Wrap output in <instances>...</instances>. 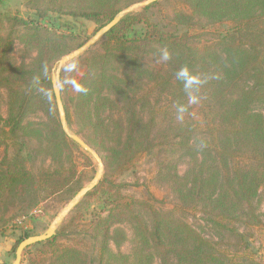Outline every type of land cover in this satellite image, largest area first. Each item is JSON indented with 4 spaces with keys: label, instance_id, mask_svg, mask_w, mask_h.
Here are the masks:
<instances>
[{
    "label": "trees",
    "instance_id": "16d2710c",
    "mask_svg": "<svg viewBox=\"0 0 264 264\" xmlns=\"http://www.w3.org/2000/svg\"><path fill=\"white\" fill-rule=\"evenodd\" d=\"M32 1L36 16L7 15L10 32L0 35V86L8 92L7 115L0 116L6 126L0 191L68 195L80 186L73 162L78 146L61 128L51 68L85 39L56 29L47 13L99 28L140 0ZM15 39L24 47L20 61L9 55ZM163 49L170 60H160ZM29 50L36 55L27 63ZM72 63L83 68L77 83L88 92L62 95L67 123L113 173L163 153L177 161L188 157L189 168L184 177L173 176L167 205L151 191L137 197L123 192L124 183L100 181L84 196L96 198L99 209L82 226L94 251L62 242L60 227L25 249L39 251L28 264H259L225 246L230 238L249 248L237 224L264 227L255 206L264 192V0H158L124 16ZM181 68L203 83L186 90L176 78ZM63 70L60 82L72 78ZM190 98L198 103L193 121L183 115ZM40 154L51 165L33 171ZM199 213L211 236L189 221ZM129 230L130 254L113 253L110 243L118 250Z\"/></svg>",
    "mask_w": 264,
    "mask_h": 264
},
{
    "label": "rangeland",
    "instance_id": "374dc122",
    "mask_svg": "<svg viewBox=\"0 0 264 264\" xmlns=\"http://www.w3.org/2000/svg\"><path fill=\"white\" fill-rule=\"evenodd\" d=\"M32 2V0H0V35H5L7 32H10L7 15L24 19L30 18L29 16H32V18L36 16V14H34V10L32 9ZM151 12H156V10L152 9ZM47 16L50 20L55 21L57 26L56 29L59 31L70 29L71 32L78 35L81 39H85V41L98 28L93 21L80 18L78 19V22H76L66 14L48 12ZM80 26H82V29H80ZM23 49L24 47L22 44L15 39L12 45V50L9 52L10 57L16 61H20ZM35 55L36 52L33 50H29L27 53L24 52V56H27V63L31 62ZM72 61L65 64L61 68L60 74L62 73V69L71 64ZM64 74L68 73L63 70V75ZM82 74L83 68L77 65L76 70L71 72V79L78 82ZM74 93V89L69 84L61 91V97L63 95L65 98L66 96H71ZM7 103V89L0 86V116L2 118H5L7 115ZM189 106V111L184 112L183 115L191 118L193 121L196 119L198 103H195L193 99L190 98ZM69 127L76 133L74 125ZM2 129H6V126L2 121H0V131ZM32 148L34 151L37 150V145L32 144ZM4 149V145H0V160L3 156ZM6 153L11 154L10 147L6 148ZM172 154L174 153H167L166 155L163 153L158 156H145L133 169L124 171L121 174L113 173L111 165H107L102 160L104 168L100 181L105 184L110 181L124 183L126 184V187L122 189L123 192L137 197L145 196L147 193L146 191H151L158 198L164 199L165 204L167 205L173 197V176L176 175L178 177H184L189 168L188 157L181 158L177 161L178 159H173L171 157ZM73 162L76 169L77 181H80V186L78 188H80L89 182L93 177L96 171V162L91 155L84 152L79 146L73 151ZM41 165L44 167L50 166V158H44L42 154L37 155L35 162L32 163L30 168L33 171H37ZM78 188L73 193L68 195L65 193H59L52 196H45L44 193L36 191V189L21 190L17 193L16 188L9 192L6 190L0 191V264H10L13 261L16 247L23 239V234L29 233L30 235H36L43 233L56 213L68 200L72 198ZM260 193L261 194H259L256 198L255 206L257 208V213L264 222V192ZM96 202V198L94 197H83L70 211V213L56 229L57 231L60 227L63 228L64 237L62 238V242L77 245L83 244V246L88 250L94 251L92 247V240L88 237H83L82 226L88 224L89 221L93 219L94 215H96L99 211V209L95 207ZM189 221L201 233L206 236H211V228L208 226L205 216L199 213L195 216V218H189ZM237 227H239L238 230L241 233L246 234V240L249 248L246 250V247L241 244H239L240 247H238L235 240L230 238L227 239L225 247L229 248L232 252L241 251V253L246 255L249 260H256L259 264H264V227H261L260 230H256L255 228L247 230L238 224ZM133 239L132 233L129 230L126 234V240L121 243L119 249L117 250L113 243H110V249L113 253H125L128 255L130 254ZM25 249L20 264H28L26 258L31 255L36 259L39 253L38 250H34L33 248L29 249L27 252ZM154 264H158V261Z\"/></svg>",
    "mask_w": 264,
    "mask_h": 264
},
{
    "label": "water",
    "instance_id": "95a60500",
    "mask_svg": "<svg viewBox=\"0 0 264 264\" xmlns=\"http://www.w3.org/2000/svg\"><path fill=\"white\" fill-rule=\"evenodd\" d=\"M158 0H140L136 1L121 10H119L109 21L100 26L85 42H83L77 48L62 55L53 65L51 72V86L54 96V101L58 113L59 122L65 135L75 142L84 152L91 155L96 162V171L89 182L80 187L76 193L68 200L65 205L56 213L52 221L46 230L41 234L30 235L22 239L15 250L14 259L10 264H20L24 249L48 238H51L56 229L70 213V211L76 206V204L89 192L91 191L100 181L103 174V161L99 154L88 145L80 135L76 134L68 125L64 106L62 102L60 86H59V75L61 68L76 59L81 54L86 52L88 49L93 47L105 34H107L124 16L136 12L140 9L150 6Z\"/></svg>",
    "mask_w": 264,
    "mask_h": 264
},
{
    "label": "clouds",
    "instance_id": "9594fccd",
    "mask_svg": "<svg viewBox=\"0 0 264 264\" xmlns=\"http://www.w3.org/2000/svg\"><path fill=\"white\" fill-rule=\"evenodd\" d=\"M171 59V55L167 49L161 50L160 60L168 61ZM77 65L75 63L65 66L64 71L66 73H71L75 71ZM176 78L183 82L186 90L192 88L193 85H200L203 83L198 77L193 76L186 68H181L180 71L176 73ZM71 85L75 92L86 94L88 92L87 87L83 86L80 83H77L75 80L66 77L59 86Z\"/></svg>",
    "mask_w": 264,
    "mask_h": 264
}]
</instances>
